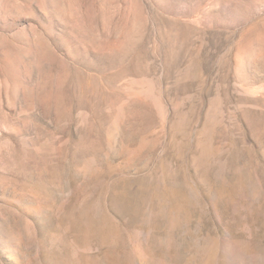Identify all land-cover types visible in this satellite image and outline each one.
Returning <instances> with one entry per match:
<instances>
[{
  "label": "rangeland",
  "instance_id": "rangeland-1",
  "mask_svg": "<svg viewBox=\"0 0 264 264\" xmlns=\"http://www.w3.org/2000/svg\"><path fill=\"white\" fill-rule=\"evenodd\" d=\"M0 264H264V0H0Z\"/></svg>",
  "mask_w": 264,
  "mask_h": 264
}]
</instances>
